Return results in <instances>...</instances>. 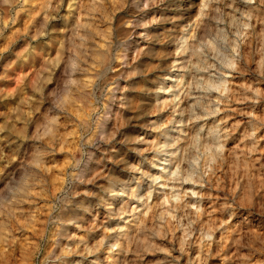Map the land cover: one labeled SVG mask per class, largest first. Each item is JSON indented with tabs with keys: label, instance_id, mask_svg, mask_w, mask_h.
Instances as JSON below:
<instances>
[{
	"label": "rangeland",
	"instance_id": "374dc122",
	"mask_svg": "<svg viewBox=\"0 0 264 264\" xmlns=\"http://www.w3.org/2000/svg\"><path fill=\"white\" fill-rule=\"evenodd\" d=\"M187 1L189 3H187ZM201 1L202 0H167V3L164 5V7L161 6V8L154 9V13L157 15L160 12L159 10H162V14L168 16L170 20L164 26H155L156 28H154L153 34H160V28H170V25H173L174 29L177 31L179 30L178 32L176 31V35H181L184 37L188 36L189 29L191 28L187 27L184 23V25L181 23L184 20L185 13L183 12H186L185 9H187L189 4V6L192 7L191 11L189 10L190 14L194 17L193 19H195L196 23H200L203 19H205L206 16L209 17V14L213 12L215 14L214 17L216 18L211 19L210 17L208 19L206 17L208 19L207 22L209 25L212 26V28H216L214 30L215 34L213 33V35H216V33H221L222 37L227 35L228 41L231 43V45H233V47L236 44H239V50L241 54L243 52L245 53L242 54L243 58L236 64V69H238V71L232 70L230 68H222L224 76L220 78L226 82L225 86L227 87L224 88L221 95L218 91L211 95V99H213V108L218 107L220 110L219 113L214 117H210L207 121L202 120L197 126L205 124L212 126L214 124H218L221 120L225 121V123L221 125V128L227 130L228 133V139L224 144L225 149L227 148L228 150H226L224 154L229 156L230 154H233L232 150H234V152H236V154L234 153L235 155H241V157H243L248 164L253 165L257 171L259 170L258 172L260 175H264V72L261 71L262 69H260L257 64L259 57L261 61H264V43L261 46V55H257L255 50V44L258 43V37L259 39H264L260 38L264 34V23L258 22V20H264V4H261L259 0H255V2L251 5L245 4L243 0H236L235 3H233V0H207L206 8L203 10V14L205 13L203 18L198 15V10L201 8ZM41 2H43V0H27V3H24L23 5H16L14 8H9L7 6L0 8V50H4L0 52V95H7L9 92H14L16 94V99L11 105H9V107H15L20 103L21 100H25L28 95L32 94L33 84L37 81L38 75L45 63L50 62L51 60L60 56L61 42L71 36V30L76 24L84 23V17H87L85 16L86 8L91 7L90 0H78L77 8L73 10L72 16L68 17V0H64V3L59 9V13H53V15H57L58 18L55 20H49L46 25L45 13L42 9L40 10ZM233 9H236V11L233 12ZM165 11L167 13H164ZM248 11H251L253 15L257 17V20L250 22L251 24H254L255 27L243 28V36L238 37L236 35V28L232 27L231 21L233 17L236 19H243L241 14ZM65 17H67V19H65ZM221 20H223V23L220 22ZM120 27L121 30H125L128 28V25L124 24L123 26L120 25ZM53 28L55 31H53ZM217 29H220L221 32ZM41 31H44L48 34L44 36H38V33ZM212 38V46L209 43L208 45L206 44V42H208V39H206L205 43H198L199 49L197 48V52L199 51V54L201 52L204 54L203 55L201 53L200 58H203L202 64L204 67L207 64L205 67L207 70H205V72H208L205 74L210 73V75L214 74L213 72L215 68L210 67V69L208 64L217 65L219 67V61L217 59H215V61L212 58L215 56V54H217V49L220 50V53H227L230 51L228 46L223 45V38L220 39V41L219 39L215 40V36H212ZM216 41L218 44H216ZM182 42L183 41L181 40L179 45ZM159 43L160 42L158 40L157 44L159 45ZM204 44H206V48L209 46L208 50H206ZM25 49H29V51L32 52L34 57L32 62H25L22 59L21 54L27 55V53H25ZM211 50H213V54ZM119 51H122L121 47L112 48L109 56L110 58L108 59V72L104 76L106 87L111 90L110 94L100 97V94L96 93L95 96H84L85 99L80 100L79 98L78 104L83 109L80 110L82 116L74 114V117V115L71 114L72 118L66 125L68 129H64L65 139L66 141L68 140L67 146L63 147L62 155H60V158L54 162L53 170L47 175L46 184L44 185L43 190H41V188L38 186L33 190L34 194L29 196L26 200H23L20 203H13L4 209H0V211H3L4 213L3 215H0V239L7 240V243H0V264H114L118 251V247L115 245L116 242L119 243L123 241L122 239H124L125 234L130 232L129 230L135 228L137 224L136 221H138L137 217L144 214L146 211L153 216L155 224L157 223L165 225V220L169 221V225H167L169 227H167L168 232L166 233V238L164 241L160 242L161 249L157 248L159 250L155 248L148 250L142 248L136 252H132V250H130V252L127 254L126 264H249V262L244 259V257L250 254L251 250L249 248L235 245L234 248L236 247V252L233 255H230L231 252L229 251L232 250V248L229 246H231V241L233 239L235 240L238 224L240 221H243L241 218L244 219L243 217H245V215L248 216L247 212L240 210L236 215L237 217L235 216L230 223L225 224L223 227H219V224H222L223 221L228 219V217L221 214L218 215V213L216 215L214 214L213 220L215 223L217 222V224L213 225L212 227L217 226L218 229L214 233V239L210 247L202 244L200 239H198L199 232L197 229H203L204 225L201 223L194 224L192 240L189 241L188 245H185L186 251L181 252L180 240L184 236V228L173 230L175 221L172 220L174 213L171 211V209L173 205L176 204V201L169 200V196L172 194L173 186L171 184H169L168 187L163 186L167 181V175L165 172L161 171V168L163 167L168 169L169 167L167 164L162 163L164 160L163 154L161 152L159 154L155 149H153L152 152L147 153L148 155L144 154L138 159L139 165H137L136 169L132 172L120 166L115 167L114 163L105 162L107 159L104 160V157H106L108 146L106 141L98 136L96 124L104 119L103 109L104 106L111 101L110 97H112L113 94L119 95L118 92L120 91H115L117 85L120 87H125L127 84L122 73V71L125 70V68H123L125 66L122 64L121 60L117 58V55L120 54ZM159 51V48L155 46L154 50H152V59L155 60L158 58L160 53ZM155 52L158 53L155 54ZM169 53H172V49L166 51L164 50L163 55H168ZM68 55H71V53H68ZM167 55L164 56L167 60L164 58L165 61L163 62L169 61V57L171 59V56ZM205 59H207V61ZM163 62L162 64H164ZM212 69L214 70L212 71ZM239 72L241 73L239 74ZM178 73L179 74L175 75L181 76L183 73L188 74L187 71ZM156 76L157 75H155V78ZM138 83H140V80L137 79L135 83L136 88L134 90L135 94H132L128 102L129 104L127 109L129 111L127 110L124 112V114H126L124 127L119 131L116 129L113 130V132H115L117 135H115L114 144L117 148L122 149V151H120L118 154L120 157L117 156L118 160L119 158H124L123 155H126L125 153L127 152L126 146H121L120 141L122 134L128 133L130 136L134 137L136 135V128L138 127H133L138 126L137 124L140 123L139 119L134 121L130 120V116L134 113L135 108L139 105V97L137 94V92L139 93V90H137ZM176 85L177 83H175V81L171 82L172 89L170 88L171 90H169L168 94V98L170 97L168 100L174 104L178 101V98H181L180 93L182 92V85L181 87L180 85H177L178 87ZM150 86L153 87L154 85L151 83ZM179 90L181 91L179 92ZM231 90L233 91L232 93ZM234 90H238V92H242L241 94H244V100L242 99V101L239 102V105L238 102L233 103L229 99L230 95L231 97L235 95L236 91ZM229 91L230 94H228ZM255 94L258 97H256ZM171 96H175L173 99L175 101L172 100ZM132 101L134 102V105ZM81 102L84 104V106L81 104ZM135 102L137 104L136 107ZM132 106L134 108H132ZM177 108L179 107L177 106L176 109ZM0 111H5L3 103H0ZM174 112L175 109H166L161 115L152 116L154 117L153 120L158 121L157 126H159L156 132L157 134L165 130L168 131L169 136H167L168 138L166 137V142H173L177 136L176 129L178 130V124L174 121H176L175 119L178 118V113ZM156 116L159 118V120ZM75 118L80 119L78 121ZM3 119V117H0V122H2ZM81 121L91 125L93 133L96 137L98 136V144L96 147L91 148V146H89V157L91 158V153L94 152V158L97 161L95 164L94 159L93 163L91 164V172L89 175L91 182L87 184H80L76 181H71L70 168L68 167L69 159L73 155H80V153L76 151V146L74 144V140L77 138L73 137L72 133L79 131L76 125H79ZM61 122L63 123V120ZM245 132H249V136L246 138V140L244 139L241 141L240 135L246 134ZM253 132H255V136H251V133ZM181 134L182 132H180V136L182 137ZM246 143H249L248 146L251 144V147H255V155H246V152L242 151L246 147ZM244 144L245 146L243 147ZM238 149H240V151ZM5 151L7 152V149H5ZM226 153L229 154L227 155ZM243 154L245 156H242ZM235 155H230V160H227L224 163L222 166V171L229 169L230 164L235 161ZM98 160L100 162H98ZM155 160L158 162H155ZM150 163L151 165H149ZM104 168H110V172L108 173L110 176L106 175L103 177V175H101V171H103ZM93 173H95V175ZM120 181H126L127 186L118 188L123 189L124 192H120L121 196L116 199L114 206H112L114 214L105 215L101 228L98 229V231L102 229L106 237L102 242V245L96 247L94 245L95 243H93V240L91 239L86 244L88 248H85L84 246L83 248L81 246L82 248L80 247V249L77 250L76 254L73 256V254L69 252L71 247L67 244V239H64L61 236L65 228L64 225L69 224L70 227L72 226V228L76 227L77 223H75V219H78L85 212L93 213L97 209L99 211L104 210V203L100 202L102 201V198H105L104 196L107 198V196L111 194L106 188L107 185L110 182L119 185L121 183ZM154 181H159L160 186L158 187ZM226 182L231 183L230 172H228V179ZM0 187H3L2 183H0ZM105 188L106 190L104 191ZM191 188V185H184V189ZM150 191L152 192L151 198L145 200L144 197H146ZM62 193H64V199L63 201H58L57 197ZM186 199L188 202L193 201V198L191 197ZM209 202L210 201H205L204 206L206 207ZM85 207L90 208L87 209ZM82 208L85 211H82ZM192 212L193 214L191 218L195 219L194 210H192ZM175 215L179 216L181 214L175 213ZM201 219L204 222L207 218L206 216H201ZM250 220L253 224V226H251L252 230H255V232L257 231L264 233V224L259 222L258 217L250 216ZM258 223L260 224L258 225ZM181 224L186 225L187 221L182 220ZM77 234L82 235L83 233L77 231ZM229 237L231 238L229 239ZM242 240V244L246 243V239ZM59 242L63 243V246H61L62 248L59 247ZM112 245H114L113 248H111ZM256 246L259 247L258 242ZM227 257H229L230 260ZM252 257V261L259 264V262L264 261V252H256L254 255H252Z\"/></svg>",
	"mask_w": 264,
	"mask_h": 264
},
{
	"label": "clouds",
	"instance_id": "9594fccd",
	"mask_svg": "<svg viewBox=\"0 0 264 264\" xmlns=\"http://www.w3.org/2000/svg\"><path fill=\"white\" fill-rule=\"evenodd\" d=\"M235 2L236 0H233V3ZM243 2L251 5L255 0H243ZM259 2L264 4V0ZM24 3H27V0H0V8L4 6L14 8ZM63 3L64 0H43L42 10L45 13L46 25L49 20L58 18L53 13H59ZM77 3L78 0H68V17L72 16ZM235 11L236 9H233V12ZM241 15L243 19L233 17L231 21L238 37L243 36V28H254L255 25L250 22L257 20L251 11ZM220 22L223 23V20ZM258 22L264 23V20ZM82 27L86 26L76 24L71 30V36L61 42L60 56L45 63L37 81L33 84L32 94L25 100H21L15 107H9L16 99V94L9 92L7 95H0V103L5 107V111H0V117L4 118L0 122V183L3 184V187H0V209L26 200L34 194L33 190L38 186L43 190L46 177L53 170L54 162L62 155L63 147L67 146L64 129L71 119L76 103L74 97L95 96L96 93L103 97L110 94L111 90L106 87L104 80L106 69L102 63V57L107 55L106 50L104 53L92 50L93 63L90 67H82V64H88L86 57L90 55L87 50L81 52L83 45L76 43L77 38L85 39L79 36V29ZM47 34L41 31L38 36ZM223 45L228 46L230 51L217 52L220 57V67H217L216 71L221 77L224 75L222 68L236 70V64L243 58L239 44L233 47L227 35L223 37ZM2 51L4 50H0ZM25 53L27 55L21 54L22 59L25 62H32L34 59L32 52L25 49ZM212 58L216 59V56ZM209 67L213 66L209 65ZM89 72L92 73V79L82 87L80 76ZM221 87L226 86L222 84ZM195 107L201 105L188 110L190 115L184 125L188 131L182 132V138L159 146L164 156L162 163L169 166L168 169L161 168V171L167 175V181L163 186L168 187L169 184L173 186L169 200L176 201L171 209L174 213L172 220L175 221L173 230L184 228V236L180 240L181 252L185 251V245L192 240L193 225L200 223L201 216L207 217L208 224L197 231L201 243L208 247L211 246L214 233L217 231L216 227L210 226L215 224L213 216L216 213L228 217L219 227L230 223L240 210H244L249 216L258 217L259 222L264 223V175H253L252 165L241 163L239 157L235 158L228 170L222 171V166L228 160L224 155L226 151L224 144L228 139V133L221 128L225 121L221 120L212 126L207 124L197 126L199 121H207L210 117L216 116L220 110L218 107L205 106L204 114L197 115ZM76 127L79 131L73 132V137L77 138L74 144L80 155H73L68 161L70 178L71 181L87 184L91 182L89 175L95 157L94 152L92 157H89V146L95 148L98 138L93 133L91 125L82 121ZM251 136H255V132L251 133ZM228 172L231 173V183L226 182ZM154 183L160 186L159 181ZM184 185H191L192 188L184 189ZM151 195L150 191L144 199H150ZM188 197L193 198V201L188 202L186 199ZM63 199L64 193L57 197L58 201ZM205 201H210L207 208L204 207ZM192 210L195 219L191 218ZM175 213L181 215L176 216ZM3 214V211H0V215ZM182 220L187 221V224L182 225ZM168 223L169 221L165 220L163 227ZM154 235L159 236L160 232L155 231ZM242 239H246L247 242L242 244ZM257 242L259 247L256 246ZM0 243H7V240L0 239ZM233 243L239 247L249 248L250 254L244 259L249 264H257L251 257L256 252H264V233H238ZM259 264H264V261Z\"/></svg>",
	"mask_w": 264,
	"mask_h": 264
},
{
	"label": "bare ground",
	"instance_id": "6f19581e",
	"mask_svg": "<svg viewBox=\"0 0 264 264\" xmlns=\"http://www.w3.org/2000/svg\"><path fill=\"white\" fill-rule=\"evenodd\" d=\"M31 1H33V0H31ZM206 1L207 0H202L201 1L202 3L200 5L201 8L198 7L199 8L198 15L203 17V18H204V14H205V13L203 14V10H205L204 8H206ZM30 3H32V2H30ZM90 3H91V7L86 8L85 16H87V17L86 18L84 17V23L82 24V25H85L86 27H82L79 29V36L85 37V39L80 40L79 38H77V40H76L77 44L83 45V48L80 49L81 52L87 50L90 53V55L88 57H86V59L88 60V64H82V67H90L91 64L93 63V61H92V54H93L92 50H98L99 53H104L106 50L107 55L102 57V63L104 64V69H106V71H105V74H106L108 72V67H109L108 66V63H109L108 59L110 58L109 56H110V53L112 51V48L113 47H116V48L121 47L122 51L121 52L119 51L120 54L117 55V58L120 59L122 64L125 66V67L122 66L123 68H125V70H123L122 73H123L125 80L127 82L125 87H123V86L120 87L119 85H117L115 91L116 92L120 91V92H118L119 95H114V94H113V96L111 95L112 96V97H110L111 101L109 99L110 102L108 103V101H107L108 104H106L104 106V109H103L104 110V113H103L104 119L101 122H98V124H96L97 129H98V136L101 137V139H104L106 141L107 146H108L106 157H104V160L107 159L105 162L114 163L115 167L120 166V167L126 168L127 170L132 172L136 169V166L139 165V161H138L139 158H141L144 154L152 152L153 149H155L160 154L159 146L161 144L167 143L165 140H166V137L169 136L168 131L165 130V131H162V132L157 134L156 132H157V129L159 126V125L157 126L158 121L153 120L154 117H152V116L161 115L166 109H172V110L175 109V112L178 113L177 114L178 118H176L175 119L176 121H174L175 123L178 124V127H177L178 130L176 129L177 136L175 137L177 139V138H182L180 136V132L188 131V129L186 127H184V125L187 123V120H188L189 115H190V113L188 111L189 109L194 108V106H196V105H201V107H195L194 110H195L197 115H203L205 106L213 108V99H211V95H213L217 91L221 95L223 90H224V88H222L221 85L222 84L225 85L226 82L223 81V79L220 78L221 76H219V74L217 73V71H216V68L218 67L217 65H212L215 68V70L212 69V71L214 70V72H213L214 74H212V75H210V73L205 74L206 72H208V71L205 72V70H204V69H207V68H205L207 66V64L204 67V65L202 64L203 58H200V54L202 52L199 54L198 53L199 51L197 52V50L199 49L198 43H200V44L205 43L206 39H208V42H206V44L208 45V43H209L212 46L213 45V43L211 44V41H213L212 36L213 37L215 36V40L219 39V41L223 37H222L221 33H216V35H213V33L215 34L214 30L216 28L215 27L212 28V26H210L209 23L207 22L210 17H211V19L216 18V17H214L215 14L213 12H211L209 10L211 13L209 14V17L206 16L208 19L205 17V19H203L200 23H198V22L196 23L195 19H193L194 17L190 14L192 7L189 6V4H188L187 9H185L186 12H183V13H185L184 14V20H183V22L181 21L182 23L180 22L182 25L185 24L187 27L191 28V29H189V35L184 37L181 35L180 36L176 35L177 30L174 29L173 25L172 26L170 25V28H162L161 29L159 27L161 30V33L160 34L158 33L157 35L153 34V32H154L153 30H154V28H156L155 26H164L170 20L168 18V16H165V14H162V10H159L160 12L157 15H155L156 13H154V9L161 8V6L164 7V5L167 3V0H90ZM187 3H189V2L187 1ZM42 5H43V2H41L40 10L42 9ZM207 6H208V4H207ZM83 10H84V8H83ZM164 13H167V12L165 11ZM197 21H199V20H197ZM124 24L128 25V28L125 30H121L120 25L123 26ZM157 29H158V27H157ZM217 30H220V29H217ZM220 32H221V30H220ZM222 32H224V31H222ZM187 33H185V34H187ZM263 33H264V31H263ZM88 37H91V38L89 39ZM157 38H160V39H157ZM260 38H264V34ZM158 40L160 42L159 45L157 44ZM181 40L183 42L179 45V42ZM257 42L258 43L255 44L256 45V49H255L256 54L261 55L262 54L261 46L264 43V39H259V37H258ZM206 44H204V47ZM216 44H218V42ZM220 44H222V43H220ZM155 46H157L159 48L160 53L158 55V58H156L154 60V59H152V50H154ZM247 46H249V45H247ZM69 47H70V45H69ZM244 47H246V46H244ZM208 48H209V46H208ZM208 48H206V50H208ZM220 48H221V46H220ZM170 49H172V53L171 54L169 53L168 55L171 56V59L169 57V61L163 62V61L167 60L164 57L167 54L163 55L164 50L166 51V50H170ZM211 51L213 54V50H211ZM217 51L220 53V50L217 49ZM209 52H210V50H209ZM157 53L155 52V54H157ZM244 53L245 52H243L242 54H244ZM216 55L217 54H215V56ZM164 58H165V60H164ZM216 59L218 61H220V57L218 55H217ZM205 60L207 61V59H205ZM259 60H260V57H259ZM259 60H258L257 64L260 67V69H262L261 71L264 72V61H261V60L259 61ZM162 62L164 64H162ZM208 65H210V64H208ZM218 65L220 67V63ZM236 70L238 71V69H236ZM185 71L188 72V74L186 73L187 75L185 73H183L182 75L180 74L181 76L175 75V74H179L178 72L181 73V72H185ZM225 71H226V69H225ZM241 72H239V74ZM155 75H157L156 78H155ZM251 76H252V74H251ZM80 79L83 82L81 85L83 87L84 84H87L92 79V73L89 72L87 74H83L80 76ZM137 79L140 80V83L137 84V87H138L137 90H139V93L137 92L138 97H139V102H138L139 105L137 106V104L135 102V107L136 106L137 107L135 108L134 113L131 115L132 117L130 116V120L134 121V120L139 119L140 123L137 124L138 126L133 127V128L138 127V128H136V133H135L136 135L134 137L130 136L128 133L122 134L121 141H120L121 146L123 147V145H125L127 152L125 153L126 155H123L124 158H119V160H118V157H120V156H118V154L120 153V151H122V149L117 148L114 144V142H115L114 138H115L116 134H115V132H113V130L116 129L119 131L125 125L124 122L126 120V118H125L126 114H124V112H126L128 110L127 106L129 104L128 102H129V99L131 98L132 94L133 93L135 94L134 90L136 88L135 83H136ZM174 81H175V83H177V85H180V87L182 85V89H181L182 92L180 93L181 98L180 99L178 98V101L175 104L171 103V101L168 100L170 98V97L168 98L169 90L172 89L171 88V82H174ZM151 83L154 85L153 87L150 86ZM238 86H240V85H238ZM243 89H244V87H243ZM181 90H179V92ZM234 91H236L235 95H233L232 97H231V95L230 96L228 95L230 97L229 99L233 103L238 102V105H239V102H241L242 99L244 100V98H243L244 94H241L242 92H238V90H234ZM232 92L233 91L231 90V93ZM228 94H230V91ZM255 96L258 97L256 94H255ZM174 97L175 96L172 97V100L174 99ZM79 98H80V100L85 99L84 96L74 97V99L76 100V103H75L73 111L71 113L73 115L74 114H77V115L82 114L80 110H83V109L78 104ZM225 98H228V97H225ZM223 99H224V97H223ZM173 101H175V100H173ZM246 101H244V102H246ZM81 104L84 106V104L82 102H81ZM251 104H253V103H251ZM133 105H134V102H133ZM177 106L179 108L176 109ZM223 106H224V104H223ZM132 108H134V107L132 106ZM85 112H86V110H85ZM236 114H237V112H236ZM239 114H240V112H239ZM86 116H88V115H86ZM241 116H242V114H241ZM74 117H75V115H74ZM248 117H249V115H248ZM232 118H234V117H232ZM75 119L79 121L80 118H78V119L75 118ZM158 120H159V118H158ZM229 120H230V118H229ZM200 122L201 121H199L198 123H200ZM133 125H134V123H133ZM232 126H234V125H232ZM234 133H236V132H234ZM245 133L246 134H242V135L239 134L241 136V141L244 139L246 140V138L249 136V134H248L249 132H245ZM248 144L249 143H246V147L242 151H245L246 155H248V154L252 155V154L256 153L255 147H251L250 146L251 144L248 146ZM244 146H245V144L243 145V147ZM226 150H228V149L226 148ZM238 150L240 151V149H238ZM232 151H233V153L236 154V152H234V150H232ZM228 152H230V151H228ZM91 155H92V153H91ZM235 156L240 158L241 163H247L246 160L243 157H241V155L240 156L235 155ZM242 156H245V155L243 154ZM226 157H228V160H230V155L226 156ZM146 160H148V159H146ZM96 161L97 160L95 159V164H96ZM98 162H100V161L98 160ZM155 162H158V161L155 160ZM149 165H151V163ZM112 169H115V168H112ZM251 171H252L253 175L259 174V172L254 168L253 165H252ZM101 172H102L101 175H103V177H105L106 175H109L108 173L110 172V168H108V169L104 168V170ZM93 174L95 175V173H93ZM115 183H116V181H115ZM115 183L110 182L106 187L109 190L108 192L111 194H109V196H107V198H106V196H104L105 198L104 199L102 198L103 202L102 201L100 202V203H104L103 204L104 210L99 211L97 209L93 213L85 212L78 219H75V221H76L75 223H77V225H76V227H73V228H72V226L70 227L69 224L64 225L62 223L65 228H64L63 234L61 236L64 239H67V242H68L67 244L71 247L69 249L70 250L69 252H71L73 254V256L76 254L77 250H79L81 246L82 247L84 246L86 248L87 247L86 244L89 240L92 239L93 243H95L94 245L96 247L101 246L102 242L105 240L106 237H105L104 231L102 229H100V231H98V229L101 228V225L104 221L105 215H107V214L113 215L114 214L112 206H114V202L116 201V199L121 196L120 192L121 191L124 192L123 189H118V188L119 187L123 188V187L127 186L126 181L121 182L119 185H116ZM106 188L104 189V191L106 190ZM85 208H87V207H85ZM88 208H90V207H88ZM82 211H85V210H83V208H82ZM218 215H219V213H218ZM202 217H204V216H202ZM246 217H247V219H246ZM137 218H138V221H136L137 224L135 223L136 224L135 228L132 230H129L130 232L125 234V237H124L125 240L122 239L123 240L122 242H119V243L116 242L115 245H118V251H117V256H116L117 258L115 259L114 264H126L127 254L130 252V250H132V252H136L142 248L147 249V250L148 249H154V248L155 249H157V248L161 249L160 242L164 241L166 238V233L168 232L167 227H169L167 225H169V223L166 225V227H163L164 224L163 225L157 224V223L155 224L153 216L150 213H148L147 211ZM243 218L244 219L241 218V220H243V221H240V223L238 224L237 231L235 230L236 231L235 239L237 238L238 233L239 234H243L245 232L251 233V234L257 233V231L255 232V230L251 229V226H253V224H252V221L250 220V216L245 215V217H243ZM219 222H220V220H219ZM200 223L205 226L208 224V220L206 219L203 222V220L201 219ZM215 224H217V222ZM259 224L260 223H258V225ZM210 226H213V225H210ZM217 229H218V227H217ZM260 230H263V229H260ZM77 231L78 232L80 231L83 234L78 235ZM155 231H159L160 235L159 236L154 235ZM233 235H235V234H233ZM161 237H164V238H161ZM122 238H123V236H122ZM230 238L231 237H229V239ZM198 239H200V238H198ZM233 241H234V239L231 241V246H229L230 248H232V250H229L231 252L230 255H233L236 252V250H235L236 247L234 248V246L236 244H234ZM59 244H60L59 247L63 246V243L59 242ZM113 246L114 245H112L111 248H113ZM224 248H225V246H224ZM157 250H159V249H157ZM227 253H228V251H227ZM234 256H236V255H234ZM227 258L229 259V257H227ZM166 262H168V261H166ZM177 262H178V260H177Z\"/></svg>",
	"mask_w": 264,
	"mask_h": 264
}]
</instances>
